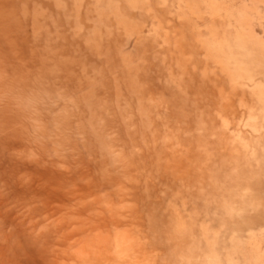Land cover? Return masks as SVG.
I'll return each instance as SVG.
<instances>
[{"label":"rangeland","instance_id":"obj_1","mask_svg":"<svg viewBox=\"0 0 264 264\" xmlns=\"http://www.w3.org/2000/svg\"><path fill=\"white\" fill-rule=\"evenodd\" d=\"M0 264H264V0H0Z\"/></svg>","mask_w":264,"mask_h":264},{"label":"bare ground","instance_id":"obj_2","mask_svg":"<svg viewBox=\"0 0 264 264\" xmlns=\"http://www.w3.org/2000/svg\"><path fill=\"white\" fill-rule=\"evenodd\" d=\"M91 256V255H90ZM212 258V256H210Z\"/></svg>","mask_w":264,"mask_h":264}]
</instances>
